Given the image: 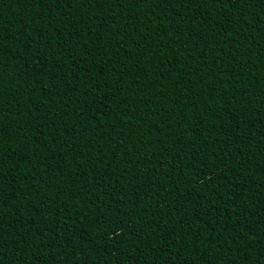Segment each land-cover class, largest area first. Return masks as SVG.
<instances>
[{
	"label": "trees",
	"instance_id": "obj_1",
	"mask_svg": "<svg viewBox=\"0 0 264 264\" xmlns=\"http://www.w3.org/2000/svg\"><path fill=\"white\" fill-rule=\"evenodd\" d=\"M239 14L0 0V264H264V2Z\"/></svg>",
	"mask_w": 264,
	"mask_h": 264
},
{
	"label": "snow or ice",
	"instance_id": "obj_2",
	"mask_svg": "<svg viewBox=\"0 0 264 264\" xmlns=\"http://www.w3.org/2000/svg\"><path fill=\"white\" fill-rule=\"evenodd\" d=\"M52 3L54 4H60V3H66L68 7H71V0H51ZM83 2V0H82ZM89 3H92V2H95L97 4H100L102 5L104 3V0H88ZM115 2H118L119 3V6L123 7L126 3L129 2V0H115ZM138 2H144V0H138ZM156 2L158 3L159 0H156ZM188 3H195V4H199L200 3V0H187ZM206 2H210L211 4H215V5H218L219 6V11L222 13V14H225V8L228 6V5H231L232 8H239L240 9V14H239V17L237 18L239 21H243L244 20V16L246 15V8H250L252 6V3H253V0H206ZM257 3H261V2H264V0H256ZM183 3H184V0H181V7H183ZM49 11H51V9H49ZM112 17L111 16H107L105 18V25L107 23L108 20H111ZM260 24L261 25H264V18L261 19L260 21ZM126 27V25H125ZM243 30V29H241ZM80 31H83V29H80ZM4 37H0V39H3ZM0 58H2V46H0ZM38 58V56L36 57ZM112 71L115 70V68L113 67L111 69ZM168 70H172L171 68H169ZM3 69L0 68V73H2ZM102 71V69H101ZM45 75H47V73H45ZM99 75V73H98ZM2 82V81H0ZM55 83V81L53 82ZM0 94H2V89H0ZM91 93H85V95H90ZM109 111H111V108H109ZM116 115H121V114H116ZM113 124H115V121L112 122ZM125 124H128V121L125 120L124 121ZM129 127H131V125L129 124L128 125ZM113 131H115V129L113 128ZM3 183H4V180H3V177H0V187L3 186ZM242 195V193H241ZM46 230V228H45ZM19 235L21 237H23V233H19ZM252 234L249 232L248 233V236H251ZM34 238V236H33ZM4 240H5V237L3 236L2 232H0V259H2V250L4 249L5 247V244H4ZM21 242H24L26 243V240H18V241H15V243H21ZM232 242L235 243V239L232 238ZM51 243V242H49ZM73 243H75L73 241ZM162 251V250H161ZM228 251H232L231 248L228 249ZM236 252L238 253L239 252V246H237V249H236ZM73 255H75V253H73ZM222 258V257H221ZM144 264H147V261L144 262ZM179 264H187L186 261H179ZM226 264H235V261L234 260H229L226 262ZM256 264H259V262H256Z\"/></svg>",
	"mask_w": 264,
	"mask_h": 264
}]
</instances>
